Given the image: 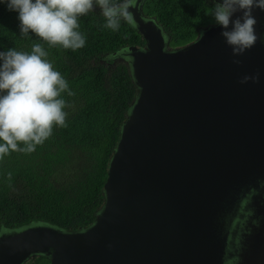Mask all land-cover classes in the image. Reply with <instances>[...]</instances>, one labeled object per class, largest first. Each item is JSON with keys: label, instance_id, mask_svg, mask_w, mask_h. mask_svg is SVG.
I'll return each instance as SVG.
<instances>
[{"label": "water", "instance_id": "95a60500", "mask_svg": "<svg viewBox=\"0 0 264 264\" xmlns=\"http://www.w3.org/2000/svg\"><path fill=\"white\" fill-rule=\"evenodd\" d=\"M144 1L128 11L145 47L114 56L127 63L136 95L94 222L78 231L44 222L2 228L0 264L39 255L50 264H226L241 203L264 226V198L253 194L264 191V10L253 9L255 45L234 57L217 24L171 48ZM245 76L258 80L241 83ZM256 232L248 264H264L254 249L264 247V230Z\"/></svg>", "mask_w": 264, "mask_h": 264}, {"label": "trees", "instance_id": "16d2710c", "mask_svg": "<svg viewBox=\"0 0 264 264\" xmlns=\"http://www.w3.org/2000/svg\"><path fill=\"white\" fill-rule=\"evenodd\" d=\"M216 4L214 0H145L142 10L163 27L169 46L178 48L211 24ZM18 15L0 0V52L11 48L30 52L34 42L43 43L34 33L22 35ZM79 23L86 36L81 49L44 45L73 93L62 94L68 105L67 127H55L34 152H12L0 161V230L44 222L78 231L94 222L103 204L109 161L136 95L127 63L114 56L131 46L145 47V40L124 19L117 31L105 28L99 6ZM26 264H50V260L39 255Z\"/></svg>", "mask_w": 264, "mask_h": 264}, {"label": "clouds", "instance_id": "9594fccd", "mask_svg": "<svg viewBox=\"0 0 264 264\" xmlns=\"http://www.w3.org/2000/svg\"><path fill=\"white\" fill-rule=\"evenodd\" d=\"M214 1L217 3L212 13L215 24L223 28L221 35L232 48L233 56H242L258 39L253 9L264 10V0ZM4 2L10 11L18 12L22 35L34 33L43 43L34 42L30 52L15 48L0 52V161L12 152H34L37 146L52 136L55 127H67L68 113L64 109L68 105L62 94L66 91L69 95L73 93L67 80L48 59L49 53L44 45L72 51L84 47L86 36L79 30V21L95 6L101 9L106 20L105 28L117 31L121 19L134 24L128 11L134 0H124L123 3H116L115 0ZM238 12L242 15L233 19ZM203 36L204 33H201ZM233 63L240 64L241 61L234 59ZM250 79L258 80V77L245 76L241 83ZM8 175L11 178V173Z\"/></svg>", "mask_w": 264, "mask_h": 264}, {"label": "flooded vegetation", "instance_id": "af4514ba", "mask_svg": "<svg viewBox=\"0 0 264 264\" xmlns=\"http://www.w3.org/2000/svg\"><path fill=\"white\" fill-rule=\"evenodd\" d=\"M129 7L137 8L138 6L136 5V0H134V3H132ZM146 17L151 18L148 16ZM262 187H264V183L261 184V188ZM253 194L261 195V197L264 198V191L262 190L258 191V193L256 191V193L254 192ZM252 207L253 206H251L250 203L248 206H246L244 203H241L236 216L230 225V231L232 232L227 241L229 244L228 252H230L228 254L230 256L226 260V264H245L243 257H245V261L248 264V259L253 254V252L251 251L253 249V243L249 242L248 236L249 234H251V231L253 235L257 233L256 230L260 231V228H263L264 230V226L260 227V223H263L260 221L261 219H259L260 216L252 211ZM257 247L259 248L258 250L261 251L260 254L257 255V257H261V259L264 261V247L263 245L260 246L258 243H256L254 249ZM244 249L247 251H245Z\"/></svg>", "mask_w": 264, "mask_h": 264}, {"label": "rangeland", "instance_id": "374dc122", "mask_svg": "<svg viewBox=\"0 0 264 264\" xmlns=\"http://www.w3.org/2000/svg\"><path fill=\"white\" fill-rule=\"evenodd\" d=\"M212 20V22L211 23H215V20H214V15L212 14V18H211ZM198 36V35H197ZM117 61H121V60H117Z\"/></svg>", "mask_w": 264, "mask_h": 264}]
</instances>
